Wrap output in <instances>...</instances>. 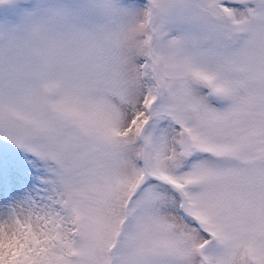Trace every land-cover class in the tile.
<instances>
[{"label":"snow or ice","instance_id":"6c2138e0","mask_svg":"<svg viewBox=\"0 0 264 264\" xmlns=\"http://www.w3.org/2000/svg\"><path fill=\"white\" fill-rule=\"evenodd\" d=\"M0 264H264V0H0Z\"/></svg>","mask_w":264,"mask_h":264}]
</instances>
